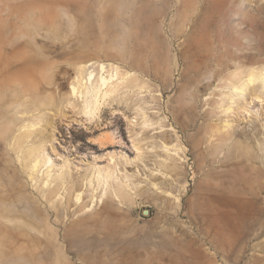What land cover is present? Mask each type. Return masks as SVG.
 Here are the masks:
<instances>
[{
	"label": "rangeland",
	"instance_id": "374dc122",
	"mask_svg": "<svg viewBox=\"0 0 264 264\" xmlns=\"http://www.w3.org/2000/svg\"><path fill=\"white\" fill-rule=\"evenodd\" d=\"M248 74L264 0H0V264H264Z\"/></svg>",
	"mask_w": 264,
	"mask_h": 264
},
{
	"label": "bare ground",
	"instance_id": "6f19581e",
	"mask_svg": "<svg viewBox=\"0 0 264 264\" xmlns=\"http://www.w3.org/2000/svg\"><path fill=\"white\" fill-rule=\"evenodd\" d=\"M253 78H257V77H255V75L253 77L251 74H248L247 77L244 80H242L238 86L237 85L234 86V89L238 90L242 98L245 99V102L242 105L243 108L244 109L248 108V110H251V111H252V109L250 108L251 102H248V100L246 99V94L251 93L252 100L261 99L264 97V76L260 77L261 82L259 83L258 86H256V84L255 86L251 84L253 81ZM101 89L102 88L97 89L98 92H96V94L93 97L85 99L84 109L89 114H94L95 112H98L99 108L102 105L103 100L108 95L109 90L106 92H101L102 91Z\"/></svg>",
	"mask_w": 264,
	"mask_h": 264
}]
</instances>
